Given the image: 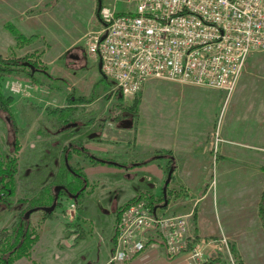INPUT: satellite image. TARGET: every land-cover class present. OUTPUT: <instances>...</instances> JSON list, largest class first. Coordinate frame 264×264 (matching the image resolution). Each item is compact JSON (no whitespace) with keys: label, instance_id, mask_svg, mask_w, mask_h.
Here are the masks:
<instances>
[{"label":"rangeland","instance_id":"1","mask_svg":"<svg viewBox=\"0 0 264 264\" xmlns=\"http://www.w3.org/2000/svg\"><path fill=\"white\" fill-rule=\"evenodd\" d=\"M47 2L53 4L54 0ZM102 5L115 7L118 12L135 9V4L127 0H102ZM99 6L98 0H61L58 11L53 7L48 9L44 39L25 48V45L18 46L6 29V19L0 10V57L23 59L20 62L24 63L12 75H0L3 93L13 97L9 112L16 123L14 127L8 114L0 109L1 151L3 154H15L16 145L20 147L16 154L18 173L14 201L36 196L55 178L62 163V149L69 142L83 141V146L91 147L92 150L87 147L88 150L100 159L126 161L129 159L128 151L132 149L129 148V140L139 130L153 132L156 128L178 129L185 125L190 130L210 134L208 151L213 160L200 172L202 179L210 183L209 189H212V198L218 206L223 229L210 232L207 236H197L193 229L194 214L187 212L191 213L190 235L199 237L196 244L206 256L198 261L188 253L180 255L190 264H202L208 260L215 261L214 264H264V220L258 214L264 186V173L258 162L263 159V153L254 152L257 159L249 160L254 166L248 164V167H242L240 164L247 159L244 155H250L245 153V148L230 141L229 145L222 147L228 95L221 94L216 88L206 89L177 80L152 77L136 96L140 98L137 106L133 105L136 97L117 99L115 83L110 78L104 77L103 82L98 83L102 78L100 60L89 52V42L102 28ZM55 13L61 15L59 27L53 22ZM29 64L33 66L32 70L27 66ZM255 78L258 76L255 75ZM13 86L19 87L21 92L12 91ZM206 97L223 99L214 117L210 119L202 113L198 119L181 118L182 113L189 114V117L197 116L199 110H204L205 102L211 105L209 110L214 108V103ZM80 98L83 101H76ZM247 104L246 108H250ZM237 106L229 104V114ZM65 117L68 122L63 123ZM217 136L218 143L215 140ZM114 143L117 145L116 153L107 151V147ZM91 162L94 163L84 150L74 153L69 160L70 165L81 169L83 174L84 166ZM102 169L93 176L100 179L106 176V170ZM90 186L95 196L85 205V212L94 220H100L94 215L95 205L98 201L102 205L109 204L112 192L117 190L118 193L119 190L111 189L108 184L97 187L95 181L93 185L89 182ZM63 199L66 206L57 208L50 217H45L43 212H29L28 216L31 215L32 225L38 230L41 241L34 246L32 259L24 260L23 264H62V261L74 264L71 256L60 249L67 247L71 240L68 239L66 225L78 224L80 208L77 205L72 208L73 201L65 196ZM174 204L176 207L167 214H186V211L180 210L182 206H178L179 202ZM19 211L18 204L11 211L0 206V229H11ZM88 227L90 230L89 223ZM158 242L162 241L158 239ZM205 245L208 247L204 250ZM45 256L46 262L43 261ZM110 257L101 264H115L110 262Z\"/></svg>","mask_w":264,"mask_h":264},{"label":"built area","instance_id":"2","mask_svg":"<svg viewBox=\"0 0 264 264\" xmlns=\"http://www.w3.org/2000/svg\"><path fill=\"white\" fill-rule=\"evenodd\" d=\"M127 1L135 4L134 10L102 5V28L89 42L90 54L102 62V75L124 98L136 97L152 77L216 88L230 96L250 54L264 50V0ZM12 91L21 92L16 86ZM190 215L152 209L145 199L130 205L116 221L110 262L131 260L151 239L161 240L170 258L188 253L201 261L204 254L197 244L187 250Z\"/></svg>","mask_w":264,"mask_h":264},{"label":"crops","instance_id":"3","mask_svg":"<svg viewBox=\"0 0 264 264\" xmlns=\"http://www.w3.org/2000/svg\"><path fill=\"white\" fill-rule=\"evenodd\" d=\"M60 2L61 0H54L53 4H48L47 0H0V10L6 19L5 23L14 24L26 36H36L32 42L24 46L25 48L44 39L45 18L49 13L48 9L53 7L54 10L58 11ZM53 22L59 27L61 22L59 13L54 14ZM12 38L14 37L12 36ZM246 69L235 92L227 99L230 105L235 103L238 108L229 114V104H227L224 130L222 129V136L225 139L222 147L229 145L230 141L243 146L245 153L250 154L244 155L247 159L240 164L242 167H248V164L254 166L249 160L257 159L255 153L264 154V50H257L250 54ZM255 75L258 78H255ZM219 91L226 95L225 91L220 89ZM206 98L214 103H212L214 108L209 110L211 105L209 106L205 102L204 110H199L197 116L189 117V114L185 113L184 115L182 113L180 114L181 118L198 119L202 113L207 118L214 117L223 99L219 97ZM247 103H249L250 108H246ZM248 116L250 117L248 118ZM161 126L163 125L161 124ZM209 136L210 134L202 133V131L190 130L185 125L178 129L156 128L153 132L139 130L137 135L129 140V148L132 149L128 151V160L120 161L114 158L111 161L113 164L103 165L91 162L86 165L89 174L86 166H84V173L90 185H93L94 181L97 187L100 184H108L111 189L116 188L119 192L117 193V190L112 192L109 204L102 205L99 201L97 202L94 215L100 217V220H94L90 214L85 212V205L95 196L92 187H88L86 199L79 206V219L77 220L78 224L86 231V236L79 239L75 246L63 247L64 249L62 248L60 251L64 250L65 254L71 256L74 264H101L111 255L113 250L117 209L141 192H150L158 196L168 189L170 203L165 208L161 207L162 211L168 213L170 211L171 213L172 209L176 207L174 203L179 202L178 206H182L180 210L186 211V213L191 211L194 214L195 226L193 229L197 236H207L210 232L223 229L218 206L212 198V189H209L210 183L202 179L200 172V169L213 160L208 151ZM87 147L92 150L88 145ZM115 148L117 145L114 143L107 147V151L116 153ZM263 154L261 155L263 159L258 162L261 171L264 168ZM100 168H104L102 170H106L107 173L102 179L93 176L97 174ZM166 183L167 186H165ZM263 192L264 186L261 190L260 204ZM258 214L261 219L260 206ZM87 223L91 225L90 230L89 227L86 228ZM262 226L264 228V225ZM206 247L208 246L205 245L204 250ZM42 252L45 253L44 247ZM205 256L204 252L203 259ZM31 259L22 258L14 264H23L24 260ZM45 260L46 256L43 261L46 262ZM62 262V264H66L65 261ZM214 263L215 261H212L211 264ZM119 264L190 263L182 255L173 259L170 258L166 253L164 243L154 239L148 242L146 248L137 256L127 263Z\"/></svg>","mask_w":264,"mask_h":264},{"label":"trees","instance_id":"4","mask_svg":"<svg viewBox=\"0 0 264 264\" xmlns=\"http://www.w3.org/2000/svg\"><path fill=\"white\" fill-rule=\"evenodd\" d=\"M6 29L12 34L17 45L20 47L29 44L34 38H36V36L24 35L12 23H7ZM20 60L23 59H2L0 57V75H12L19 71L20 67L24 66V63H21ZM27 66L32 70L31 64ZM35 66L40 67L41 65L36 64ZM104 79L105 78L102 75V78L98 83L103 82ZM115 94L117 99H124V96L120 92L116 91ZM76 101H83V99H76ZM11 103H13V97L7 96L3 93V86L0 82V109L8 114V118L15 127V120L9 112V105H11ZM139 103L140 98L136 97L133 101V105L137 106ZM64 122H68V118H63V123ZM83 145V141L80 140L66 144L62 149V163L55 178L42 187L36 196L32 198H20L17 199L16 202L14 201V198L17 195L16 175L18 173V160L16 154L20 150V147L16 145L14 149L15 154H3L0 147V206L9 211L14 209L15 204L20 206L17 220L12 228L0 229V264H14L22 258H31L34 246L39 242L41 237L38 230L32 225L31 215L28 216L27 213L31 212L32 214V212H43L45 217H50L57 208H64L66 206L63 196L73 201L77 206H80L85 201L89 182L81 169H76L70 165L69 160L72 159L74 153L82 152V150H84L85 153L91 156V161L93 162L113 164L109 160L96 157ZM262 170L264 171V168H262ZM168 194V189L158 196L150 192L139 193L117 209L116 221L120 218L126 208L142 199H146L148 205L152 209L156 207L165 208L170 203ZM263 202L264 192L260 205L262 221L264 220ZM51 207L54 208L50 211L49 208ZM66 230L69 232L68 239H71L68 244L70 247L75 246L79 239L86 236V231L77 223H67ZM116 241L117 235L115 232L112 252L114 251ZM150 241H153V239ZM187 242V250L192 249L196 245L197 238H195V236H189ZM232 250L235 251L234 246H232ZM211 263L212 261H208L202 264Z\"/></svg>","mask_w":264,"mask_h":264},{"label":"water","instance_id":"5","mask_svg":"<svg viewBox=\"0 0 264 264\" xmlns=\"http://www.w3.org/2000/svg\"><path fill=\"white\" fill-rule=\"evenodd\" d=\"M98 2H99V11H100V9H101V6H102V0H98ZM32 66V65H31ZM33 67V66H32ZM101 67H102V62L101 61H99V69H100V71H101ZM165 186H167V183H166V185ZM54 207H51V208H49V210L51 211L52 209H53ZM27 214H29V213H27Z\"/></svg>","mask_w":264,"mask_h":264}]
</instances>
